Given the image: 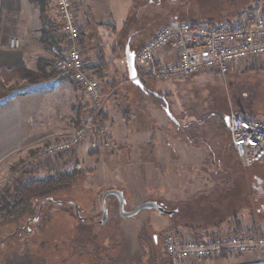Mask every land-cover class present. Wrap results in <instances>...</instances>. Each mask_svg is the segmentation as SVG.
Here are the masks:
<instances>
[{
    "label": "rangeland",
    "instance_id": "rangeland-1",
    "mask_svg": "<svg viewBox=\"0 0 264 264\" xmlns=\"http://www.w3.org/2000/svg\"><path fill=\"white\" fill-rule=\"evenodd\" d=\"M103 3V7H106L105 0ZM110 3L109 10L112 12L114 9L116 15L109 18L100 17L96 7V13H91L90 27L85 31L91 34L92 43L84 48L77 46L83 60V49L85 54L91 56L90 60H93L94 56V62L103 52L101 57L105 62V69L99 82L104 95L102 110H105L107 115L105 125L110 135L114 127L119 138L124 136L128 127L134 128L133 122L137 125L136 120L143 118L145 127L150 128L152 132L159 128L166 130L163 136V139H166L163 143L165 145H159L158 150L168 152V123L172 134H177L176 122H185L188 114L197 115L198 122L210 115L225 118L231 113L264 117V59L243 62L225 77L202 73L183 81L161 82L146 75L142 76L140 81L146 92L164 97L167 105L160 99L145 94L138 85L131 83L124 66L126 45L129 43L132 51L141 48L160 27L170 23V20H165L167 17H177L176 21L209 19L221 23L248 12L252 0H134L133 9L125 23L122 21L125 20L126 2ZM111 17L115 19V24L107 26ZM38 21L41 26L39 19ZM100 23L106 26H100ZM60 56L55 52H48V55L44 56L42 67L46 73H56L54 60ZM79 89L75 120L72 117L70 120L74 130L93 108V103L83 92H79ZM166 106L173 120L168 119ZM214 122L215 120L212 123L209 121L205 128L209 129L206 131L209 132V141L218 144L219 140H225V136L221 132H214ZM180 128L184 131L186 127ZM197 129L202 130L203 127L199 126ZM222 130L228 137L227 143L231 145L229 133L223 125ZM184 132L181 131V134H185ZM65 136L67 135H61L53 141ZM109 139L108 146H105L101 138L92 135L74 151L38 166H31L29 162L37 149L53 142L46 141L38 148L29 149L0 164V190L10 183L40 179L74 167L83 171L82 176L70 186L55 190L43 199L40 205L41 217L38 212L35 214L34 209L29 210V232L27 231L16 244L9 240L0 245V264H5V260L19 261L21 257H12V254H20L24 249L29 251L31 256L28 258L33 264H40V259L36 257L44 259L45 264H120L117 256L122 250V233L127 237H139L140 234V238L147 241L146 245L145 242L142 243L147 257L148 253H151L162 258L165 257L162 239L175 228V220L194 226L196 230H191L194 234L199 233V229L212 235L234 233L238 225L240 232H253L259 223L245 216L244 211H241V218L238 214L235 216L236 210L246 208V194L248 200L253 198L251 204L256 207L257 221L264 220L260 214L264 198L258 195V191L256 193L252 190V180L256 176L264 175L261 166H254L250 171L248 169V172H244L237 165L238 160L235 162L230 156L220 160L221 165L218 160L212 161L211 165L203 169L215 171L220 182H217V178L216 183L211 185L215 187L205 192L202 181L200 183L197 177L202 176L200 168L195 169L196 172L193 168H186L185 174L181 176V168L173 166L175 161H172L173 164L169 168L168 163L146 165L145 161H137L138 159L133 157L132 143L126 142L124 147H117L112 144L111 136ZM211 146L213 148V145ZM155 148V144L147 145L145 151L139 154L148 158L149 150ZM229 167L231 182L228 184L225 183L228 177L225 179L222 176ZM243 174L250 181V189L245 188ZM226 187H232L229 195H224L223 190ZM111 189L123 192L126 212L148 201L162 205L167 211H179L180 214L169 217L155 210H142L137 216L124 219L119 216L116 198L108 196L105 201L108 216L103 222L101 199L104 192ZM20 224V228L25 226L23 222ZM178 230L180 232L182 229ZM10 232L11 229H4L0 232V238ZM154 237L157 240L151 243ZM217 261L215 264H264V256L242 255Z\"/></svg>",
    "mask_w": 264,
    "mask_h": 264
},
{
    "label": "crops",
    "instance_id": "crops-1",
    "mask_svg": "<svg viewBox=\"0 0 264 264\" xmlns=\"http://www.w3.org/2000/svg\"><path fill=\"white\" fill-rule=\"evenodd\" d=\"M72 1L79 30L84 33L90 27L91 13L95 11L94 9H96V7L100 17L108 16L109 18L112 15H116L114 9H112V13L108 8V4H111L110 2H112V4L126 2L125 20L122 21L125 23L130 16L134 4V0H105L106 7H103V0ZM51 2L48 13L50 17L58 20L56 0H52ZM246 13L247 12L241 14ZM235 17L233 16V18ZM38 19L37 10H35L27 0H0V164L14 159L29 149L38 148L43 142L53 141L55 138L61 135H68L74 130L73 126L70 124V120L71 117L75 120L78 96L77 89L79 88H77L78 86L73 83L71 79L63 78V74L60 75L57 71L52 74L49 72L46 73L44 68L42 70L38 69L37 60L43 59L45 55H48V52L44 51L37 42L40 29ZM110 19L107 26L115 22V19H112V17ZM99 25L103 27L106 26L104 23H100ZM11 39L18 42L19 47L17 49H11L9 47V41ZM91 43L92 42L85 33L80 48L90 46ZM85 52L86 51L83 49L85 60L94 62V56L92 57L93 60H90L91 56L85 54ZM79 92L82 91L80 90ZM85 99L88 100L87 97ZM83 111H85V109H83ZM196 116L197 115L193 113L188 114V116L185 117V122L178 123L177 121V134H172L168 123V152L158 150L159 145H165L163 143L166 139H163V136L166 130L159 128L156 129L155 132H152L150 128L145 127L146 122L144 123L143 118L136 120L138 121L137 125L133 122L134 128L128 127L124 136L122 135L120 138L119 135H117L118 132L115 131L113 127L111 131V142L117 147H124L123 144L126 142L132 143L133 157L138 159L137 161H145L146 165L153 163L165 165L168 163L169 168L173 164L172 161H175L173 166L179 169L181 168L179 171L181 176L185 174L186 168L187 170L193 168L194 172H196L195 169L200 168L202 170V176L197 177L200 183L202 181V185H204L203 191L205 192L215 187L211 185L216 183L218 178L216 177L218 174H216L215 171L211 172L203 169L211 165L212 161H220L230 156L235 162L238 160L239 164L237 165L241 171H250V168L248 170L242 166L232 146L227 143L228 137L222 130L223 125L227 131L224 118L212 117L209 120L210 123L215 120L216 123L214 122V125H216V129L214 132H221L226 140H219L218 144H212L211 141H209V132H206L209 130L205 128L207 125L198 122L199 120L196 119ZM120 121H122L123 124L126 123L122 119ZM183 126L186 127L184 129L185 132L180 128ZM199 126L203 127V129H197ZM181 131L185 134L182 135ZM183 136L184 138H182ZM152 144H155L156 148L154 150H149L148 158H144L143 155L139 154L145 151L147 145L152 146ZM211 145H213V148ZM209 146H211L210 149ZM221 164L220 161V165ZM257 166H261V171L264 172V163ZM230 169V167L227 168L225 170L226 173L222 176L225 177V179L228 177V181L225 182L228 184L231 182ZM258 171H256V173L259 175ZM243 178L245 188L247 189L250 181L245 174H243ZM263 179L264 175L256 176L255 179L252 180V184H254L255 181ZM217 182H220L219 178ZM231 188L232 187H226V189L223 190L224 195L225 193L229 195ZM246 195V208L241 210L238 209L239 211L236 210L235 216L238 214L239 218H241V211H244L245 216L259 223L258 226L254 228V231L264 230V220L260 222L256 219L258 213L256 212V207H252L251 202H253V198L250 197L251 194H249L250 200L247 199ZM258 195L260 196V194ZM261 195V197L264 196V190ZM218 196L220 197V195ZM260 214H262L264 218V214ZM199 230V233L194 234L189 229H182L178 234L195 238H205L214 235L206 231H201V229ZM138 232L140 233V230H138ZM123 234L124 233H122V238L120 239V250L121 248L122 250L119 251V255L117 256L120 264H172L166 254L165 257L161 258L158 255L148 253L149 257H147V253H144L142 246V243L145 242L146 245L147 241L145 238H140V234L139 237L138 235L127 237ZM156 240L157 239L154 237L151 243H155ZM225 259L227 258L202 260L198 262H182L181 264H215V262L218 263L217 260Z\"/></svg>",
    "mask_w": 264,
    "mask_h": 264
},
{
    "label": "built area",
    "instance_id": "built-area-1",
    "mask_svg": "<svg viewBox=\"0 0 264 264\" xmlns=\"http://www.w3.org/2000/svg\"><path fill=\"white\" fill-rule=\"evenodd\" d=\"M56 6L59 32L67 42L64 53L54 60V68L69 76L93 108L71 134L38 148L31 166L74 151L92 135L108 146L111 136L105 121L98 118L104 100L100 82L87 68L76 44L79 27L73 1L56 0ZM9 47L17 49L18 42L11 39ZM259 59H264V0H252L246 14L230 21L170 22L160 27L135 54V65L140 69L139 79L146 75L156 81L177 82L202 73L225 77L241 63ZM228 118L231 146L242 166L249 169L264 163V117L231 113ZM162 246L172 264L264 256V230L205 238L167 233Z\"/></svg>",
    "mask_w": 264,
    "mask_h": 264
},
{
    "label": "trees",
    "instance_id": "trees-1",
    "mask_svg": "<svg viewBox=\"0 0 264 264\" xmlns=\"http://www.w3.org/2000/svg\"><path fill=\"white\" fill-rule=\"evenodd\" d=\"M51 1L52 0H27V2L30 5H32L35 8V10H37L38 17L41 23L37 38L38 44L46 52H55L57 55H62L65 51L64 45L67 42V38L59 32V23L57 22V20L50 17L48 13V9L49 6L51 5ZM199 21L215 23L209 19L182 20L181 22L195 23ZM85 33L79 30L78 38L76 40V44L78 47L82 46ZM86 35L89 37V40L91 41V34L86 33ZM139 49L134 51V53L136 54ZM101 53L99 54V57L95 62H89V60H84L85 63L87 64V68L98 80L99 78H102L103 71L105 69V62L103 60V57H101L102 56ZM42 65H43V60L38 59L37 66L39 70L43 69ZM136 69L139 74L140 69L137 66ZM63 78L70 80L69 76L66 74H63ZM147 93L149 94V92ZM165 103L167 104L166 99H165ZM212 117L223 118L220 117L219 115H210L207 118H205L203 121H201V123L208 124L209 120ZM98 118L101 121H106L107 120L106 111L100 110L98 113ZM82 174L83 171H81L78 167H74L67 171H62L47 175L44 178L28 179L21 183H10L9 185H5L0 190V232H3V230L7 228L11 229V232L0 238V245H2L4 242H7L9 240H11L12 244L18 243L21 240V238L29 232V228L31 225L30 222H28V220L30 219V217L28 216L29 215L28 213H30L29 210L32 211L34 209L35 214L38 212V214L40 215L39 217H41L42 208L40 205L43 199L47 197L48 194H50L55 190H59L70 186L77 178L82 176ZM179 214H180L179 211H173V213L170 216L179 215ZM20 222L25 223L24 224L25 226L20 228L21 225ZM174 223H176V226L172 230V232L169 233L178 234L179 232L178 229H189V230H192L193 228L195 229L194 226H188L186 224L184 225L178 220H175ZM24 227L26 231H24L25 230ZM239 228H240L239 225L236 226L235 232H238ZM29 255H30L29 251L27 249H24V251L21 252L20 254L17 252L12 254V257H21L19 261L5 260L4 263L33 264L30 258H28ZM36 258L40 259V264H45L44 259L40 257L39 258L36 257Z\"/></svg>",
    "mask_w": 264,
    "mask_h": 264
},
{
    "label": "water",
    "instance_id": "water-1",
    "mask_svg": "<svg viewBox=\"0 0 264 264\" xmlns=\"http://www.w3.org/2000/svg\"><path fill=\"white\" fill-rule=\"evenodd\" d=\"M124 61H125V66H126V70H127V78H128V80L131 83H133L135 85H138L141 88V90L146 94L147 92L144 90V88L142 86V83H141L140 79L138 78V72H137L136 65H135V53H134V51L130 50L129 43L125 47ZM149 94H151L152 96H154L156 98H159V99L165 101L164 97L159 96L156 93H149ZM165 113H166V115H167V117L169 119H172L171 113L169 112V109H168L167 106L165 108ZM224 123H225V126L228 128L229 127V118H228V116L224 118ZM108 196H113V197L116 198L117 203H118L119 216L121 218H124V219H131V218L137 216L142 210H155V211H157L160 214H165V215H168V216H170L173 213V211H167L166 209H164L162 207V205H160V204H157L155 202H148V201L138 205L133 210H131L129 212H126L124 210V205H125L126 202H125V199H124V196H123V192L120 191V190L111 189V190L105 191L103 196H102V199H101L102 221L103 222L106 220V218L108 216V211H107L106 205H105V201H106V198ZM48 200L51 201L50 199H48ZM60 204L61 203H58V205H60ZM36 220H37V218L34 221H36Z\"/></svg>",
    "mask_w": 264,
    "mask_h": 264
},
{
    "label": "flooded vegetation",
    "instance_id": "flooded-vegetation-1",
    "mask_svg": "<svg viewBox=\"0 0 264 264\" xmlns=\"http://www.w3.org/2000/svg\"><path fill=\"white\" fill-rule=\"evenodd\" d=\"M176 18L177 17H167L165 20H170L169 22H181V21H176ZM163 103H165V101L161 100ZM260 182V184H259ZM252 190L254 192L257 193L258 191V194H260V196H262L261 194L263 193V190H264V179L263 180H260V181H255L254 184H252ZM264 198V196H263ZM163 207V206H162ZM164 208V207H163ZM165 209V208H164ZM262 212L260 211V213H263L264 214V205H263V208L261 209ZM259 212V211H258ZM165 216H168V215H165Z\"/></svg>",
    "mask_w": 264,
    "mask_h": 264
}]
</instances>
